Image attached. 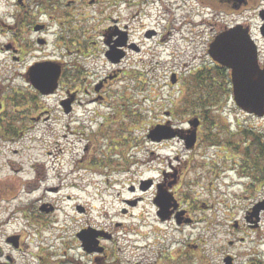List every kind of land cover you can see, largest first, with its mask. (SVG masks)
<instances>
[{
	"label": "rangeland",
	"instance_id": "rangeland-1",
	"mask_svg": "<svg viewBox=\"0 0 264 264\" xmlns=\"http://www.w3.org/2000/svg\"><path fill=\"white\" fill-rule=\"evenodd\" d=\"M49 1L52 10L38 6L40 0H31V12L44 9L54 17L50 25L55 36L47 48L51 55L55 52L54 56L64 59L62 50L67 49V43L77 51L83 39L90 54L76 55V61L96 71L97 77L116 69L104 54L102 34L109 17L128 26L130 38L140 51H131L124 64L118 66L124 73L106 88L104 99L83 108L78 127L53 123L56 115H62L57 108L62 92L42 101L45 108L54 111L52 119L39 124L36 130L25 131L23 145H3L0 150V224H9L0 227V238L5 231L21 234L19 264H25L27 255L33 264H58L57 260L66 264L67 259L62 258L66 250L80 264H89L92 258L82 256L75 238L83 225L100 227L117 236L123 264H185L180 257L184 246L199 237L208 238V224H214L213 233L218 237L215 242L235 255V264H264V214L256 228L245 220L249 207L264 198V183L240 176L237 171L244 165L247 135L254 139L253 132L263 131L264 120L237 107L228 75L212 64L207 41L213 34L208 21L218 7L207 0H96L91 6L92 0ZM250 1L235 11L223 6L229 12L227 22L239 12L254 30L258 28L257 13L264 0ZM13 3L0 0V11L15 10ZM151 6L155 10L150 12ZM203 6L205 23L197 14ZM44 20L42 16L40 21ZM152 29L157 36L147 38L146 32ZM261 51L264 57V43ZM35 55L41 56L39 52ZM30 61L32 57H26L24 65ZM197 71L201 72V81L195 78ZM172 72L177 73L175 84L171 82ZM197 80L204 82L201 88ZM89 81L94 82L89 79L87 84ZM168 110L174 111L171 116L176 117L175 123L206 117L196 149L187 151L178 140L164 145L149 142V130L166 121ZM32 138L38 143L25 151V144ZM14 148L20 152L15 154ZM252 148L259 150L257 153L262 151ZM93 154L99 162L91 161ZM33 164L41 173L37 181V168H29ZM171 164L181 177L174 185V196L179 203L188 204V208L182 206L190 208L196 219L187 227L178 225L174 218L164 222L159 219L153 202L156 187L146 192L139 189L141 180L153 178L160 182L164 170L175 173ZM51 184L59 185V190H46L45 186ZM126 199L139 202L129 207ZM41 201L53 203L55 212L39 213L44 203ZM78 204L87 211L79 213ZM124 208L128 211L123 212ZM230 240L234 244L229 245ZM218 244H213L215 251ZM37 252L47 260L34 258ZM223 252L203 254L212 256V264H223L227 256Z\"/></svg>",
	"mask_w": 264,
	"mask_h": 264
},
{
	"label": "flooded vegetation",
	"instance_id": "flooded-vegetation-1",
	"mask_svg": "<svg viewBox=\"0 0 264 264\" xmlns=\"http://www.w3.org/2000/svg\"><path fill=\"white\" fill-rule=\"evenodd\" d=\"M127 1L132 2L131 0ZM179 1L188 2L192 0ZM207 1L209 2V4L218 7L217 9H215V12H212L213 19L212 16H210V20L208 21V23L212 25L211 28L213 34L212 37L207 41L208 46L217 35L225 32L229 28L235 27L238 24L244 26H249L251 24L249 20L244 21V16L240 15L238 12L232 16L233 21L230 20L229 22H227L229 12L225 9V7H223L226 6L230 8L231 11L239 10L248 6L251 3L250 0ZM13 4H16L15 10L11 11L10 9H8L0 11V144L8 145L12 143L15 145L22 144L23 135L26 130L34 129L39 124H42L43 122L47 123L50 119H52V114L54 113V111H52L50 108H45L42 103L44 99H50L51 97L57 96L58 94L63 92V95L65 96L64 99L68 98L72 99L73 101L71 112L66 115L78 113L79 109L81 108L80 103H82V101L79 100V97L77 95L80 91V83L85 81L84 90L86 92V98L89 99L92 97L90 99L91 101L88 102L103 100V94L106 88L114 80L119 79L124 73L122 67L118 66H122L124 64L131 51H140V48L130 38L129 31L127 30L128 26H121L117 19L109 17L106 20V23H109H107L106 29L105 31H103L102 36H106V40H111V43H113L114 40H116V42L119 41L121 43L120 49L123 50L121 52H125V57L118 65L110 63L112 66H117V68H112L111 71H108L102 76L97 77L96 71L93 73L91 70H89L87 78L90 80L92 79L94 82L89 81V84H87L88 79L81 75L82 73H85L86 68L83 67L84 65L82 63L76 61L77 59L75 58L76 55L83 57L87 56L88 53H86V44L84 40L82 39L81 42H78V44L82 46V48H78L77 51L71 49V43L69 45L67 43V49L62 50L64 52L62 54L64 56V59L54 56L53 54L55 52L51 55V53H48L47 50L52 36H55L54 32H51L52 30L50 23L54 20L51 11L45 12L44 9L36 10V12L40 13L41 15L31 12L32 6L34 5L31 0H14ZM37 4L38 6L44 7L43 3L38 2ZM89 5L91 6L95 4ZM221 6L223 7L222 10L220 8ZM262 8H264V6H262L260 10ZM153 9L155 10V8L151 6L150 12ZM259 14L260 13L258 12L257 17L260 25L258 26V30L256 32L257 34H255V31H253L252 34L255 36L257 43L261 46V43H264V37L260 33V26L262 21L259 18ZM42 16L43 19L45 18V20L41 22L40 18ZM235 17H239V19H236ZM145 36L147 38L156 37L157 31L152 29L146 32ZM125 37L126 41H124ZM57 38H59V36H57ZM62 38H65L64 34ZM93 43L96 44V42ZM72 44V46H76L75 43L72 42ZM54 48L55 50H57V47ZM106 50L107 47L104 44V52H106ZM38 52L41 55L40 57H37L35 55ZM42 52L46 54H43ZM26 57L28 58V60H30V57H32V61H30L25 66L24 64ZM67 58H69V60ZM262 61L264 63V59ZM52 62H60L62 64V74L60 77L59 87L54 91L53 94L43 95L35 89L32 84V79L34 77V73H37L38 71L37 68L39 66V63L50 64ZM217 67L220 68V65L217 64ZM43 77L44 76H38V78ZM75 85L77 89H74ZM61 99L63 100V98ZM61 99L58 102V109L60 107V103L62 102ZM85 107L86 105H84L83 108ZM167 113L174 115L173 110L168 111ZM201 118L203 120V117ZM174 119H176V117L173 118L171 116L167 121V124L173 126L174 128L184 129L188 127V120L175 123ZM201 126L198 129V134L200 132ZM182 134H187V132L184 131L182 132ZM163 143L164 142L160 144ZM85 150L88 149L86 148ZM257 151L259 150H255L252 155H248L246 158L243 157V159L244 161L251 162V158L253 157V162L259 161L258 164H253V166L257 171L258 178H264V150L258 153ZM173 168L175 170V173H165V175L162 177L161 182L165 184L166 188L172 189L174 185H177L181 179V177L179 179L178 176V169H176V167ZM242 170H244V168ZM181 210L184 211L181 216L183 222L182 225L186 226L191 223L194 224L196 222L195 217H193L189 209ZM250 211L251 210L247 211L248 218H245L247 224L252 228L259 227L263 219L264 210H261L259 214L255 216H251ZM213 225L214 224H208V227L205 229V231L209 234L208 238L199 237L197 241L186 243L185 251L183 252V261H185V264H212V256H210V258H207L203 254V252H216L219 250H223V253H225L227 256H231L232 264H235V255L233 253H230V251L225 250L224 247H220L218 242H215L218 237L213 233ZM238 226L239 223L235 227ZM83 228L85 227H82L81 229ZM6 235L7 234H5L4 237L0 238V264H19V251L20 249H22L20 234H17L18 238L14 242L9 241L6 238ZM104 236L106 237L102 238L100 243V245L104 246V251L102 253H84L83 256L92 258L90 259V261L92 260L90 264H123V261L118 253V250H120V248L118 246L117 240L114 239L113 235L110 232L108 235ZM242 240H244V238L239 239V241ZM213 244H218V246L216 247V251L214 250ZM228 244H234V240H230ZM96 247L98 248V246ZM226 258L224 259L223 264H227ZM43 259H45V257L39 254V261ZM25 261H27L26 257L24 259V262Z\"/></svg>",
	"mask_w": 264,
	"mask_h": 264
},
{
	"label": "water",
	"instance_id": "water-1",
	"mask_svg": "<svg viewBox=\"0 0 264 264\" xmlns=\"http://www.w3.org/2000/svg\"><path fill=\"white\" fill-rule=\"evenodd\" d=\"M264 11V10H263ZM261 17L264 21V12H261ZM261 32L264 35V24L261 27ZM118 43L111 46L107 51V57L117 63L124 57V53L117 50ZM211 56L222 65L232 70V82L234 99L237 105L245 111L257 116H264V69L260 68L258 60V50L254 40L250 37L249 32L245 30H231L221 34L215 42L211 44ZM44 68V66H43ZM46 68V67H45ZM42 66H39L37 73H34L32 84L44 94H50L57 88L59 76L61 73L60 67L50 69L44 76V72H40ZM37 74V75H36ZM68 104V103H67ZM197 127L199 120L195 119L190 122ZM176 135L175 132H170L168 126L159 125L151 130L148 137L153 140L161 141L165 138H172ZM197 140L196 131H193L187 136L188 146H193ZM152 181L146 182L143 189L151 186ZM173 196L167 191L161 190V193L155 199V203L160 207L159 216L164 219L169 207H176L173 201ZM259 208L255 209L257 214ZM180 223V221H179ZM98 235L94 231H86L79 234V237L84 241L88 252H91L94 238Z\"/></svg>",
	"mask_w": 264,
	"mask_h": 264
},
{
	"label": "trees",
	"instance_id": "trees-1",
	"mask_svg": "<svg viewBox=\"0 0 264 264\" xmlns=\"http://www.w3.org/2000/svg\"><path fill=\"white\" fill-rule=\"evenodd\" d=\"M40 1H42L44 7L48 8V9L53 8L49 0H40ZM219 71H220L221 74H223V70H219ZM201 76H202V75L197 74V75L195 76V78H197V79H199V80L201 81V80H202ZM199 80H197V81L200 83L198 88H201L202 85L204 84V82H200ZM255 143L259 144V146H261V147L264 148V144H263V142H262V138L257 139V140L255 141ZM253 145H255V144L252 143V144H250V145L248 146V148H247V152L250 151V147L253 146ZM251 148H252V147H251ZM249 154H253V153L250 152ZM250 163L252 164L253 161H251ZM246 165H249V164L246 163ZM249 167H251V166H249ZM77 264H78V263H77ZM79 264H80V263H79Z\"/></svg>",
	"mask_w": 264,
	"mask_h": 264
}]
</instances>
